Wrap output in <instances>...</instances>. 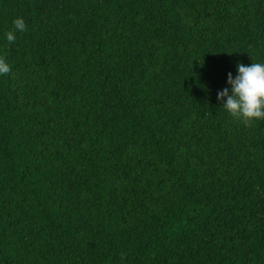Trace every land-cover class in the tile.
I'll return each mask as SVG.
<instances>
[{"label":"trees","instance_id":"1","mask_svg":"<svg viewBox=\"0 0 264 264\" xmlns=\"http://www.w3.org/2000/svg\"><path fill=\"white\" fill-rule=\"evenodd\" d=\"M0 56V264H264V0H0Z\"/></svg>","mask_w":264,"mask_h":264},{"label":"clouds","instance_id":"2","mask_svg":"<svg viewBox=\"0 0 264 264\" xmlns=\"http://www.w3.org/2000/svg\"><path fill=\"white\" fill-rule=\"evenodd\" d=\"M13 29L5 33L11 44L17 39V32L27 30L22 17L13 21ZM11 65L4 56H0V76L11 72ZM227 85L217 93V100L231 116L245 122L264 120V62L237 65L235 76L227 75Z\"/></svg>","mask_w":264,"mask_h":264}]
</instances>
